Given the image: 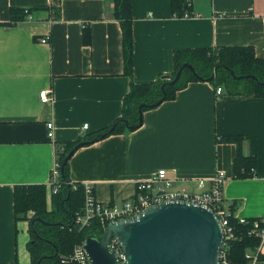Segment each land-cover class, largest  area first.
<instances>
[{"label": "crops", "instance_id": "obj_1", "mask_svg": "<svg viewBox=\"0 0 264 264\" xmlns=\"http://www.w3.org/2000/svg\"><path fill=\"white\" fill-rule=\"evenodd\" d=\"M112 6L113 0H0V264H31L29 223L14 213L15 185L44 184L48 204L57 146L111 125L132 82L171 74L177 49L250 46L264 58V0H194L187 17H175L170 0H131L129 76ZM10 8L28 9L26 18L8 25ZM46 35L49 42L41 43ZM215 87L188 82L143 111L137 129L79 147L68 159L70 182L93 184L95 197L108 203L132 197L136 182L160 168L188 190L222 172L225 206L237 217L264 218V98L225 88L216 96ZM44 89L46 100L39 97ZM227 134L254 137V175L235 176L236 145L218 140ZM249 151L245 139L242 153Z\"/></svg>", "mask_w": 264, "mask_h": 264}, {"label": "trees", "instance_id": "obj_2", "mask_svg": "<svg viewBox=\"0 0 264 264\" xmlns=\"http://www.w3.org/2000/svg\"><path fill=\"white\" fill-rule=\"evenodd\" d=\"M194 0H170V7L175 17H184L192 14ZM28 9L10 8L8 25H13L26 18ZM112 14L121 28L122 57L125 74L131 76L133 71V34L131 0H113ZM83 38L88 39V32L84 30ZM191 64L197 75H193L188 68H183L179 79L174 84H169L166 75H159L149 83H131L130 90L123 98L121 115L109 126L89 135H83L76 140L67 141L57 146V162L59 163V187L51 193L49 202L46 201V186L44 184L15 185L13 191L14 213L17 219H27L26 214L32 211L29 219L31 239L28 244L31 264H62L61 255L71 252L75 244L83 242L86 235L94 233L99 235L103 228L92 222L89 226L78 227L74 224L75 213L83 206V187L76 183L74 187L69 179L68 160L64 158L83 145L93 143L110 134L123 130H135L138 124V107L142 112L154 108L164 100L172 99L176 91L184 88L191 81H208L215 86L223 85L230 95H254L264 98V58L257 57L250 46H219L215 48H185L173 52L174 76L183 64ZM216 68L214 77L208 78ZM229 70L235 75L243 76L233 78ZM251 76H254L252 78ZM163 85L164 94L161 86ZM161 100L160 103H157ZM127 121L128 127L124 121ZM117 126L110 130L111 126ZM248 139L250 151L242 153V142ZM221 142H232L236 145L234 171L237 177L254 175L256 165V144L252 136L238 134L222 135L218 138ZM70 155V156H71ZM70 158V157H69ZM231 209H233L231 207ZM252 219L246 224H239L235 218L230 222L237 235L230 242L228 259L232 264H244V252L252 249L259 243V238L250 234ZM43 256H51L42 258ZM42 258L39 262L38 260Z\"/></svg>", "mask_w": 264, "mask_h": 264}, {"label": "water", "instance_id": "obj_3", "mask_svg": "<svg viewBox=\"0 0 264 264\" xmlns=\"http://www.w3.org/2000/svg\"><path fill=\"white\" fill-rule=\"evenodd\" d=\"M183 68L197 75L192 65L185 63L174 76H166L169 84L179 79ZM215 71L216 68L209 81ZM229 72L233 78L243 77L232 70ZM261 83L264 84V80ZM161 90L164 94L163 85ZM145 106L138 107V124L142 123V107ZM124 123L128 127L126 120ZM116 126L114 123L110 130ZM70 155L71 152L64 162ZM112 238L120 244L121 258L110 247ZM222 239L221 224L211 209L194 202L174 200L151 205L128 218L111 220L101 234L86 235L82 244L89 264H221ZM48 257L51 256L42 258Z\"/></svg>", "mask_w": 264, "mask_h": 264}, {"label": "built area", "instance_id": "obj_4", "mask_svg": "<svg viewBox=\"0 0 264 264\" xmlns=\"http://www.w3.org/2000/svg\"><path fill=\"white\" fill-rule=\"evenodd\" d=\"M27 13V12H26ZM191 16L185 15L184 17ZM41 43H48L49 36H43L39 40ZM224 93L223 85L215 87V95L220 96ZM48 90H41L39 97L46 100ZM87 124H83L81 129H87ZM47 136H53V123L47 122ZM59 163L56 161L51 169L49 185L51 191L56 192L59 187ZM196 180V190L180 189L174 185L175 181L167 176L166 170L160 168L156 170L147 179L136 182L135 193L132 197L124 199L120 202L102 203L96 197L93 189V184L88 182L79 183L83 187V206L80 211L75 213L74 224L78 227L89 226L92 222L98 223L102 228L111 220H118L131 217L141 212L143 209L166 201L183 200L201 204L211 209L217 216L222 230L223 239L219 253L221 264H232L228 259V251L230 242L237 236L231 225V218H235L239 224H246L249 220L243 217L235 216L233 210L225 206L223 199V183L225 175L218 172L215 176L208 180ZM76 186V183L73 184ZM252 229L250 234L259 238V243L252 249L244 252V264H264L261 259V248L264 245V218L253 219ZM113 252L119 257H122L120 244L114 239H111L110 244ZM62 264H89L87 253L83 248V244H75L71 252L67 255L60 256Z\"/></svg>", "mask_w": 264, "mask_h": 264}, {"label": "rangeland", "instance_id": "obj_5", "mask_svg": "<svg viewBox=\"0 0 264 264\" xmlns=\"http://www.w3.org/2000/svg\"><path fill=\"white\" fill-rule=\"evenodd\" d=\"M32 214H33V212L32 211H29V212H27V214H26V221H27V223H29V219H31L32 218ZM23 220H25V219H23ZM30 239H31V236L29 237ZM29 239V240H30Z\"/></svg>", "mask_w": 264, "mask_h": 264}]
</instances>
